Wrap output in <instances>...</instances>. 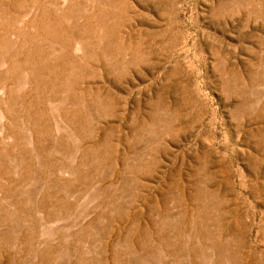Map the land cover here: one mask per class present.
Listing matches in <instances>:
<instances>
[{"label":"rangeland","instance_id":"1","mask_svg":"<svg viewBox=\"0 0 264 264\" xmlns=\"http://www.w3.org/2000/svg\"><path fill=\"white\" fill-rule=\"evenodd\" d=\"M0 264H264V0H0Z\"/></svg>","mask_w":264,"mask_h":264}]
</instances>
